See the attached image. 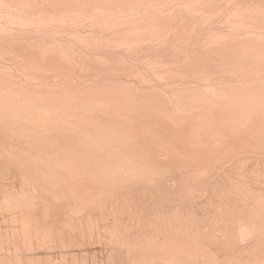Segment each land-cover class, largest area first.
<instances>
[{
  "label": "bare ground",
  "instance_id": "bare-ground-1",
  "mask_svg": "<svg viewBox=\"0 0 264 264\" xmlns=\"http://www.w3.org/2000/svg\"><path fill=\"white\" fill-rule=\"evenodd\" d=\"M16 1L15 3L21 4L20 7L16 4L18 8L27 4ZM84 1L82 5L80 4L81 7L78 5L80 8L85 5L82 10L75 5L77 8L74 10L77 12L79 10L78 24L85 25L84 22H87L90 25L88 22L90 20L106 18V23L105 20H101L102 26L105 28L111 25L114 31L120 29L127 18L146 19L132 25L134 29H144L149 23L148 20H152L154 27L146 31L128 30L127 35L123 32L124 36L120 37L117 35L118 32L112 31L113 37L109 38L105 33L108 34L112 29L109 30L110 27L107 26L109 32L104 30L105 36H102L100 31L101 36L96 34L99 38L91 39L90 37L93 35L95 37V34L90 35L88 32L89 35L81 36L80 29L76 27L78 25L76 20L64 17L62 12L35 17L36 15L31 14V10L25 5L21 9H12L8 6L7 11H4L2 6L6 3L0 2L3 4H0V57L1 53L8 51L3 47L13 48L14 54L20 59L8 63L23 72L27 70L26 79L34 81L38 79L36 77H40L39 80L45 84L52 80L63 83L64 76L58 74H73V77L82 80L89 77L99 79L102 77L101 74L103 76L106 72L111 74L113 66H119L117 68L124 72L128 67L130 69V64L135 66L132 65V70L128 72L132 71L134 78L140 79L138 82L145 87L157 81L163 84V80L167 78L177 79L178 84L179 79L185 81L182 83L186 85L195 80L206 83L214 74H217L216 77L224 74L225 80L229 79L232 82L225 80L222 82L220 79L222 83L217 86L214 83L209 84L208 80L207 88L198 86V90L189 89L186 98L182 93L183 96L179 93L170 94L176 87L171 84L173 88L167 91L169 87L166 85L171 81L167 79L166 94L164 90L161 91L164 92L163 99L161 95L163 93L159 94L162 98L157 95L152 97L153 93L149 96L144 94L145 91L139 93L133 84L129 87L128 84L123 86L120 82L121 86L117 85L119 82L116 84L111 81L103 86L89 87V90L82 92L66 84L55 92L53 91L55 89L50 90V87L44 86L42 88L45 90L34 85L31 86L32 89L25 85L23 74L24 84L16 81L17 78H12L13 76L9 77L11 66L9 71L5 68L7 71L3 72H7L8 76L3 72L0 74V128L3 127L12 139L27 143L29 155L25 152L26 155L20 156L24 164H29L34 169V175L23 178L25 185L21 191L13 190V187L7 184L0 185V216L10 214L13 216L11 219L13 225H20L17 230L4 231L0 228V264H57L51 256L44 257V260L37 256L31 257L34 252L40 250H36V243L41 248L45 245L48 250H53L57 240H63L65 231H69L70 228L76 231L77 227L80 236L85 237L88 233L94 236L93 231L99 229L101 221L100 218L93 217L95 213L105 220L110 217L113 220V225L107 226V223L104 229L109 235L110 242L116 243H113L115 251L111 249L114 253L108 257L110 263L249 264L251 261L252 264L260 262L263 264L264 193L254 192L245 180L238 179L239 182H234L229 177L219 180V174L216 176L218 180L213 177L216 175L217 166L223 165L224 162L240 154L259 153L264 150V66L259 67L264 65L260 64L261 60L264 61V38L261 35H252L251 39L248 38L251 40H248L249 42L238 39L240 41L232 44L231 41H223L226 35L217 36L216 31H212L214 34H211L210 30L214 37L205 40L203 45L199 44L202 45L199 49L192 47L190 41L189 43L187 40L174 38L176 35H188V26L197 31L202 30V35L203 29L208 30L214 23L232 26L235 24L238 28L244 22V12L248 15L257 13V2L254 4L253 0H181L186 1L181 5L180 0H135L133 3L139 5L134 8L131 7L133 0ZM127 2L132 4H126ZM155 2L163 5L160 9L147 12L145 7ZM48 3L59 10L66 7L64 2L57 0H48ZM170 3L175 5L167 6ZM247 6L249 7L244 8ZM99 9L110 11L106 13ZM137 10H141L138 11L141 15L139 19L138 15L136 17ZM85 11V15L80 16ZM260 11L264 12L261 9ZM129 15L132 19L128 18ZM249 19L251 18L248 17ZM248 20L247 25L251 22ZM101 21L98 20L96 23ZM74 24L79 30L73 29ZM69 26H73L71 30L74 31L69 30ZM87 27L88 30L91 28ZM253 27L256 28L255 24ZM19 28L18 32L14 30ZM2 29L5 34L11 33L15 38L21 35L26 37L38 30L42 32L40 38L35 41L26 38L30 42L26 46H21L17 40H13L11 44H8L9 41H6L7 44L3 43ZM94 29L97 31V27ZM257 29L260 32L259 28ZM262 30L261 32H264ZM188 36L187 39H190ZM49 37H53L54 40H50ZM59 37H63L64 40ZM201 39L203 40V37ZM177 45L184 50L177 51ZM103 51L106 52L98 54ZM105 54L108 56H104ZM198 57L203 58L200 64H197ZM24 61L28 65L24 64ZM109 64H112V67H108L112 69L111 72L106 68ZM121 74L119 73L120 76ZM240 78H244L242 79L244 84L240 82ZM95 81L97 83V80ZM113 85L116 86L112 87ZM196 115L201 119V124L195 121ZM11 138L9 140L13 141ZM9 140L6 143H9ZM3 153H0V181L4 183L10 180V172L17 166L7 160V153ZM236 163L234 164L236 167L232 166L231 172L238 168L243 169L246 162ZM258 173L254 174L257 179L260 177ZM210 180H213L214 184L207 183L210 186L206 187L204 183ZM199 187L213 193L215 199L219 201L214 212L203 215L202 218L184 216L178 211L180 207L177 208V204L171 205L172 201L168 197L171 190L175 189L174 191L178 192L176 196L184 192L188 197L195 192L197 194L200 191ZM155 194L159 196L155 198ZM142 195L148 197V201L144 200L146 203V206L143 205L144 208L152 210L153 216H149L148 221L143 214L146 211L144 208L141 212L132 214L134 209L131 208L135 198H138L139 202ZM146 196H143V199ZM178 199L180 200L179 197ZM43 200L46 201L42 203ZM223 202L225 203L222 206ZM48 203L58 207L57 210L61 211L56 212L63 218L74 215L77 219L66 218L68 220L63 222V227L60 226L55 233L57 227L54 229V225L52 228V224L47 223L51 213V205ZM214 205L210 204L212 207ZM62 209L70 211V214ZM37 211H40L41 216L36 215ZM18 212L21 214L17 215ZM128 213L130 221L124 223L123 217ZM136 226L139 230L135 228ZM144 227L154 234L153 237L141 236L139 231ZM69 235L67 233L66 238ZM205 242H210L207 244L220 249L219 252H225L226 257L220 259L217 256L219 254H215L217 251L213 253L211 249L213 246H207ZM56 246L61 251L67 247L62 242ZM12 248L15 254L12 253ZM71 255L73 264L80 260L86 263L89 259L94 264L100 263L95 256L90 257L88 254L83 255L82 259L77 255ZM244 256L249 259L242 261ZM59 259L61 264H69L67 260L69 253L61 255Z\"/></svg>",
  "mask_w": 264,
  "mask_h": 264
},
{
  "label": "rangeland",
  "instance_id": "rangeland-1",
  "mask_svg": "<svg viewBox=\"0 0 264 264\" xmlns=\"http://www.w3.org/2000/svg\"><path fill=\"white\" fill-rule=\"evenodd\" d=\"M11 1V2H10ZM12 1H14V2H12ZM17 1H21L22 2V4H24V3H27L25 6H27V7H29L28 8V10H31V14H34V15H36L35 17H38V16H46V15H54L56 12L58 13V12H62V14L64 15V17H66V18H69V19H73V20H76V25L78 24V22H77V20H79L78 18H79V10H82V9H84V7H85V5L83 6V8H80L81 6H80V4L82 5L83 4V1L84 0H82V2H81V0H79L78 2H79V4H77L78 2L75 0H57V1H60V2H64L63 4L66 6V7H64L65 9L64 10H59L57 7L55 8V7H53L52 5H50V3H48V0L46 1V0H26V1H28V2H23V1H25V0H17ZM16 1V2H17ZM46 1V2H45ZM49 1H51V0H49ZM75 2V4H74V2ZM86 1V0H85ZM84 1V2H85ZM88 1V0H87ZM139 1V0H138ZM168 1V0H167ZM198 1H200V0H198ZM264 0H253V3L254 4H256V2H257V4H256V9L258 10H256L257 11V13L255 12V10H254V14H256V15H248V14H245L246 12H244V11H242V12H244V18H243V20H244V22L242 23V26H239L238 28L237 27H235V24L232 22V24H234L233 26L232 25H230V24H225V26H224V24L223 23H214L212 26H210L209 28H208V30H207V28H205V29H203L204 31H203V35H202V30H199V31H197L195 28H193V27H191V26H188L189 28H187V30H188V35H190V36H188L187 34H183V35H176V37H174V38H180V39H183V40H187L188 42L190 41V42H192V44H190V45H192V47L193 46H195V47H197V49H199L202 45H203V43H204V41L205 40H208V39H212L211 37L213 36V35H211V34H214V32L216 31V32H219L218 34L215 32V35H217V36H223V37H225V35H226V37H225V39L228 37L229 38V40H228V38L225 40H223V41H231V43L233 42V43H237V41H240L241 39H244V40H249V41H251L250 39V37L253 35V36H255V35H261V36H263L262 38H264V32H261V30L262 31H264V25H262V24H264V17H262V16H264V12H261L260 11V9L262 10V11H264V2H263ZM0 2H4V6H2L3 4L2 3H0V4H2L1 6H2V9L4 10V11H7V9H8V6H9V8H12V9H17L18 7H17V5L16 4H18V6L20 5L21 6V4H19L18 2L17 3H15V0H0ZM20 2V3H21ZM132 3L133 2H135V0H133V1H131ZM130 2V3H131ZM185 2L186 1H184V2H182L181 0H180V3H181V5H183V4H185ZM8 3V4H7ZM13 3V4H12ZM74 5H73V4ZM129 2H127L126 4H130ZM131 3V4H132ZM156 3V4H155ZM155 3H152L153 4V6H152V4H150L148 7H145V9H146V11L147 12H152V11H155L156 9H160V6L161 5H163V4H161L160 2H155ZM157 3H158V5H157ZM160 3V4H159ZM260 3V4H259ZM15 4V5H14ZM175 5V3H170V4H167V6L168 5ZM263 4V5H262ZM23 5V6H24ZM73 5V6H72ZM75 5L78 7V5L80 6V7H78V12L76 11V10H74L75 8H77V7H75ZM136 5V6H135ZM139 5V3L138 4H135V3H133V6H131V7H137ZM157 5V6H156ZM258 5V6H257ZM6 6V7H5ZM13 6V7H12ZM19 6V7H20ZM22 6V7H23ZM159 6V7H158ZM176 6H178V3H177V5ZM260 6V7H259ZM262 6H263V8H262ZM4 7H5V9H4ZM21 7V8H22ZM27 7H25V8H27ZM249 6H247V7H244V8H248ZM21 8H18V9H21ZM24 8V7H23ZM154 8V10H152ZM244 8H243V10H244ZM99 10H101V12H108V11H110L109 9L107 10V9H99ZM22 11V10H21ZM67 11H72L73 13L72 14H69V13H67ZM138 11H140L141 12V10H137V12ZM171 11H172V9H171ZM245 11H246V9H245ZM140 12H138L137 14H136V17H137V15L139 16V17H137L138 19L141 17V15H140ZM252 12V11H251ZM261 14H260V13ZM30 13H28L27 12V15L30 17V18H32V15L30 14ZM85 13H86V11L83 13V14H81L80 16H83V15H85ZM110 13V12H109ZM247 13H249L248 11H247ZM38 14V15H37ZM260 14V15H259ZM258 15V16H257ZM249 18H251V19H249L248 20V17ZM251 16V17H250ZM256 16H257V18H259V19H261V20H259V19H257L256 18ZM261 16V17H260ZM33 18L34 20L36 19V18ZM107 17H109V16H107ZM127 17V16H126ZM125 17V18H126ZM130 17V19H132L131 18V16L129 15L128 16V18ZM245 17H246V19H245ZM255 19V21H253L254 19ZM263 19V20H262ZM101 21V20H105L104 22L106 23V18H101V20L100 19H96V21L95 20H93L94 21V23H96L97 21ZM127 20V21H126ZM126 20L124 21V22H126V23H124L123 22V24L124 25H122L121 26V28L119 29H117V30H114L113 31V29H114V27L113 28H111L112 26L111 25H107L108 27H110L109 28V30L110 29H112V30H110V32H109V30L107 29L108 27L106 26V24H105V28H104V26H102L103 24H102V22L103 21H101V22H98V23H96V24H92V20H90V21H88V22H90V25H89V23H87V22H84V24L85 25H83V23H82V25L80 24H78L80 27H78V25L76 26L75 24H74V27L73 26H69L68 28H69V30H71V27H73V29L74 30H79L80 31V35L82 36L83 35V37H84V35L85 36H87V35H89V33H90V35H93V34H95V37H94V35L93 36H91L90 38L92 39V38H99L98 36H96V34L97 35H99L100 34V31H101V35L103 36L104 35V30L106 31V30H108V34L107 33H105V35H107L106 37H113V35L111 36V34H113V33H119V34H121V35H119V34H117L119 37L120 36H124L125 34L127 35V33H128V30H136V31H146L147 29H152L153 27H154V24H153V22H152V20H148L149 21V23L147 24V26L144 28V29H142V30H137V29H134V28H132L131 26L132 25H134V24H136V23H139V22H141V21H146V19H142V20H128L127 18H126ZM246 20H248V21H251V22H249V24L248 25H250L251 27H249L248 25H247V21ZM256 20H258L257 22H256ZM245 21H246V23H245ZM259 21H263V23L262 22H260L261 23V25H259L260 23H259ZM252 22H254V24H255V26H256V28L255 27H253L254 26V24L252 23ZM87 23V24H86ZM258 23V24H257ZM222 26H221V25ZM257 24V25H256ZM92 25H96V26H92ZM101 25V26H100ZM218 25V26H217ZM220 25V26H219ZM245 25V26H244ZM77 28H79V29H76V27ZM81 26H83V27H81ZM87 26H92L90 29H91V32H90V29L88 30L87 28H89V27H87ZM99 26V27H98ZM231 26V27H230ZM244 26V27H243ZM260 26V27H259ZM95 27H97V31L94 29ZM104 29H103V28ZM122 27H123V30H121L122 29ZM212 27V28H211ZM214 27V28H213ZM221 27V28H220ZM225 27V29H223V28ZM227 27H229V28H227ZM247 27H249V28H247ZM253 27V28H252ZM102 28V30H100ZM130 28H132V29H130ZM211 28V29H210ZM234 28V29H233ZM244 28V29H243ZM247 30H246V29ZM250 28H251V30H250ZM257 28H259V31L260 32H258V29ZM261 28V29H260ZM219 29V30H218ZM248 29H249V31H248ZM14 30H17V32L20 30V28L19 29H14ZM74 30H71V31H74ZM88 30V31H87ZM126 30V31H125ZM193 30H195V31H193ZM210 30H211V34H210ZM238 32H237V31ZM242 30V31H241ZM71 31H68V32H71ZM78 31V32H79ZM87 31V32H86ZM94 31V32H93ZM112 31H113V33H112ZM121 33H120V32ZM193 31V32H192ZM212 31H214L213 33H212ZM222 31V32H221ZM244 31V32H243ZM246 31V32H245ZM251 31V32H250ZM255 31H256V33H255ZM14 32V31H13ZM32 32V31H31ZM41 30H38L36 33H31L30 35H27L26 37H23V35H21V36H17V38H15V36H13L11 33L8 35V34H5V31L2 29V33H3V37H2V39H3V43H5V44H7L6 43V41H9V43L8 44H11L12 42H13V40H17V42L21 45V46H26L27 45V43H29L30 41H27L26 40V38H29V39H31V40H33V41H35L36 39H38V38H40L41 37ZM89 32V33H88ZM97 32V33H96ZM123 32H124V35H122L123 34ZM237 32V33H236ZM258 32V33H257ZM199 33H201V34H199ZM235 33V34H234ZM240 33V34H239ZM247 33V34H246ZM251 33V34H250ZM87 34V35H86ZM211 36H210V35ZM224 34V35H223ZM242 34V35H241ZM101 35H99V36H101ZM104 35V36H105ZM192 35H195V36H192ZM198 35H199V37H198ZM227 35H229V36H227ZM234 35H236V36H234ZM187 36L188 37H190V39H187ZM206 36V37H205ZM244 36V37H243ZM194 37V38H193ZM195 37H196V40H195ZM203 37V40L201 39ZM214 37V36H213ZM59 38H61V39H63L64 40V38L63 37H59ZM207 38V39H206ZM231 38V39H230ZM248 38H250V39H248ZM49 39L50 40H54V38L53 37H49ZM200 39V40H199ZM232 39H234V41L232 40ZM236 39V40H235ZM238 39H240V40H238ZM192 40H194V42L192 41ZM248 41V42H249ZM189 42V43H190ZM198 42H200V43H198ZM230 43V42H229ZM230 43V44H231ZM232 43V44H233ZM199 44H202V45H200L199 46ZM177 47V51H179V50H184V49H182L180 46H176ZM142 48V47H141ZM3 49H6V50H8L7 52H3V53H1V57H0V74L3 72V71H9V70H11V68H12V73H10L11 71H9L8 73L11 75V76H9L10 78L12 77V78H17L16 79V81H18L19 80V82H21L22 84H24L25 83V80H26V83H25V85L26 86H29L28 88H32L33 89V87H31V86H35V87H39L40 88V86H41V88L40 89H44V88H47V87H50V90H53V89H55V90H53L54 92L55 91H58V89L61 87L62 88V86L64 85V84H66V85H69L70 87H76V91H78V89H79V92H82V91H84V90H89L90 88L89 87H95V86H103V85H105V84H109V83H111V82H113V83H118L117 85H123V86H127V84H128V86L130 87V85H132L133 84V86L138 90V92L139 93H143L144 91L146 92H144V94H146V95H151L152 93V97H154V96H160L159 98H162L163 97V99L165 98L164 97V92H165V90L167 89V91L168 90H171V88H173L172 86H174L175 85V87H176V89L174 90V91H171V93L170 94H174V93H179L180 95H184V97H188V95H189V93H187V90H193V89H195V90H198L199 89V87L198 86H200V87H205V88H207V85L209 86V84H211V85H213V83H214V85H220L222 82H224V80H225V78L226 77H224L223 75L224 74H222V76H219L218 75V77H216L217 76V74H214V79H213V77H211V79H208L209 80V84L207 83V81L208 80H206V83H204V81H201V80H199L200 82H198L197 80H195V81H193V82H188L187 83V85H186V83H182V82H185V81H183L182 79H179V84H178V81H176V80H172V79H170L169 80V78H167L168 79V81H170L166 86H168V87H166L165 86V84H166V80L167 79H165V81L163 80V84H161V82H159V81H157V82H159L160 83V85H162V86H160L159 85V83H157V82H154V83H152V84H150V85H148V86H141L140 84H142L141 82H138V81H140V79L138 80V78L137 77H135L134 78V74L133 73H131V72H128V71H130V69L132 70V68H133V66H135V65H133V64H130L129 66H130V69H129V67L127 68V70H125L124 72L123 71H121V68H117V67H119V66H117V67H112V64L110 65H107L106 66V68H108V67H112L113 68V70L111 69V68H108L107 69V71L108 72H111L110 70H112V72H111V74L110 73H104L105 75L103 76L102 74H101V78H99V79H94L95 77H92L93 78V80H92V78H86V79H76V77H73L74 75L73 74H58V75H60V76H64V82L62 83V82H57V81H55V80H52V82L50 81V83H48V84H45V82H43V81H41V80H39L40 79V77H36V78H38V79H36V80H34V81H30L29 79H26L27 78V75H28V71H27V75L25 74V72H23L22 70H20V69H18V68H16V66H14L13 64H11V63H8V62H12V61H14V60H16V59H20L19 58V56H17V55H15L14 54V51H13V48L12 49H9V48H6V47H3ZM106 51H103V53H98V54H100V55H102V54H104ZM172 53H176V52H172ZM84 55V53H82V56ZM170 55H173V54H171L170 53ZM104 56H108L107 54H105ZM168 57H172V56H168ZM108 58V57H107ZM141 58V57H140ZM198 58H199V60H198ZM198 58H196L195 59V61H197V64H200L201 62H202V60H203V58H200V57H198ZM132 60V59H131ZM201 60V61H200ZM25 61H27V60H25ZM24 61V64H26V65H28V63L27 62H25ZM136 61H137V59H136ZM199 62V63H198ZM7 63H8V65H7ZM110 63V62H109ZM127 63V62H126ZM262 63H264V61L263 60H261V63L260 64H262ZM6 64V65H5ZM127 64H129V63H127ZM5 65V66H4ZM133 65V66H132ZM10 66H11V68H10ZM264 65H259V67L260 68H262ZM3 67H4V69H3ZM15 67V68H14ZM132 67V68H131ZM5 68H8L7 70L5 69ZM96 68H97V66H96ZM16 69V70H15ZM100 69V68H99ZM118 69V70H117ZM15 70V71H14ZM114 70H115V72H114ZM123 70V69H122ZM215 71V70H214ZM213 71V72H214ZM251 71H255V70H253V69H251ZM256 71H257V69H256ZM15 72V73H14ZM19 72V73H18ZM212 72V73H213ZM3 73H6L5 75H7L8 76V74H7V72H3ZM2 73V74H3ZM17 74V75H14V74ZM119 73H122L121 74V76L119 75ZM212 73H211V75H212ZM217 73V72H216ZM22 74H23V77H25V80H24V78L22 77ZM106 74H107V76H106ZM126 74V75H125ZM132 75V76H131ZM210 75V76H211ZM112 76H114V77H112ZM20 77V78H19ZM103 77H105V78H103ZM114 78V79H113ZM15 79H13V80H15ZM77 81H76V80ZM88 79V80H87ZM216 79V80H215ZM221 79L222 80V82H221V80L219 81V80ZM243 80H244V78H242ZM242 79L240 78V82H244V81H242ZM24 80V81H23ZM37 80H39V81H37ZM82 80V81H81ZM87 80V81H86ZM95 80H97V83H96V81ZM106 81V82H104V81ZM107 80H108V82H107ZM181 80V81H180ZM210 80H211V82H210ZM227 80V81H226ZM225 80V82H232L231 80H229V79H226ZM229 80V81H228ZM8 81V80H7ZM28 81V82H27ZM72 81H74V82H72ZM100 81H102L103 82V84H102V82H100ZM111 81V82H110ZM167 81V82H168ZM215 81V82H214ZM40 82H42V84H40ZM70 82H72V83H70ZM85 82V83H84ZM88 82V83H87ZM95 82V83H94ZM120 82H122L121 84H120ZM176 82V83H175ZM180 82H181V84H180ZM31 83H32V85H31ZM34 83V84H33ZM93 84V85H90V84ZM99 83V84H98ZM175 83V84H174ZM199 83L201 84V85H199ZM217 83V84H216ZM245 83V82H244ZM243 83V84H244ZM28 84V85H27ZM97 84V85H96ZM145 84V83H144ZM171 84H172V86H171ZM176 84H178V85H176ZM238 84V83H237ZM249 84H250V82H249ZM84 85V86H83ZM88 85H90V86H88ZM121 85V86H122ZM140 85V86H139ZM143 85V84H142ZM146 85V84H145ZM188 85L190 86V87H188ZM193 85L195 86V87H193ZM196 85H197V87H196ZM245 85H247V84H245ZM42 86H44V88H42ZM46 86V87H45ZM83 86V90H81V87ZM116 85H113L112 87H115ZM183 86V87H182ZM192 86V87H191ZM156 87V88H155ZM166 87V88H165ZM179 87H181L180 89H179ZM187 87V88H186ZM149 88V89H148ZM152 88V89H151ZM163 88V89H162ZM165 88V89H164ZM178 88V89H177ZM184 88V89H183ZM193 88V89H192ZM209 88V87H208ZM143 90L142 92L140 91V90ZM155 89V90H154ZM158 89V90H157ZM184 90V92L186 93H184L182 90ZM45 90V89H44ZM43 90V91H44ZM60 90V89H59ZM152 90V91H151ZM157 90V91H156ZM162 90H164V92H161ZM178 90V91H177ZM186 90V91H185ZM150 91V92H149ZM182 91V92H181ZM45 92H47V90L45 91ZM158 92V93H157ZM157 93V94H156ZM161 93H163V94H161ZM167 93H169V92H167ZM182 93V94H181ZM159 94H161L162 95V97H161V95H159ZM165 94H166V92H165ZM188 94V95H187ZM143 95V94H142ZM182 95V96H183ZM156 96V97H157ZM198 116L196 115L195 116V118H196V122H199V124H201V119L198 117ZM194 118V119H195ZM2 130H3V132L5 131V133H3L2 132ZM2 134V135H1ZM7 134H9L3 127L2 128H0V148L3 150H1L0 151V153H7L8 155H6L7 157V160H9V162L11 161L12 163H14L17 167H15L14 169H12L11 170V174L9 175V177H10V180H8V182H4L3 183V181L1 182L0 181V185L1 184H4V185H8V186H11V187H13V190H18V191H21L23 188H24V185L25 184H23L25 181L23 180V178L24 177H28V176H32V175H34V169L32 168V167H30V165L29 164H24L23 163V161H22V158H21V156H23V155H29V153H30V150H29V148L27 147V143L25 142L24 143V141L22 140H20V142H19V140H15V139H12L11 137H9L10 136V134H9V136L7 135ZM4 135V136H3ZM5 137V138H4ZM6 137H7V139H6ZM5 140H3V139ZM12 139L13 141H10L9 139ZM8 140H9V143H6V142H8ZM4 141V142H3ZM18 141V142H17ZM26 141V140H25ZM13 142V143H12ZM23 142V143H22ZM2 143V144H1ZM6 145H5V144ZM15 145V146H14ZM21 146H23V148H21ZM4 147V148H3ZM25 148V149H24ZM22 152V153H21ZM25 152H26V154H25ZM250 152V151H249ZM261 152V151H260ZM246 153V154H240V155H238L237 157H234V158H232V159H230V160H228V161H226V162H224L223 163V165L221 166H217V170H216V175H215V177H213L214 179H216V180H218L217 178H216V176L218 177V178H220L219 180H221V179H223L224 177H229L230 178V180L232 179V181H234V182H239V180L240 181H243V180H245L246 181V183H248V185L249 186H251L252 187V189H253V191L254 192H257V193H264V187H263V185H264V150H263V152H261V153ZM3 153V154H4ZM22 154V155H21ZM21 155V156H20ZM9 157V158H8ZM259 157H261V158H259ZM242 159V160H241ZM261 160H263V161H261ZM241 161H244V162H246L245 163V166H244V170L243 169H237L238 170V172H236V171H233V172H231V168H233L237 163L236 162H241ZM254 162V163H253ZM259 163V164H258ZM235 164V165H234ZM252 164V165H251ZM234 165V166H233ZM226 166V167H225ZM233 166V167H232ZM236 167V166H235ZM260 168V169H259ZM15 170V171H14ZM241 170V171H240ZM13 171L15 172V173H13ZM22 171V172H21ZM217 171H220V172H217ZM222 171V172H221ZM241 173H240V172ZM257 172H259L258 174H260V177H261V179H260V177L257 179V177H255L254 176V174H257ZM220 173H221V175H220ZM13 174V175H12ZM18 174V175H17ZM20 174H22V176L20 175ZM222 174H223V177H222ZM226 174V175H225ZM15 175V176H14ZM247 175V176H246ZM12 176V177H11ZM17 176V177H16ZM15 177V178H14ZM20 177V178H19ZM256 179H255V178ZM13 178H14V180H13ZM22 178V179H21ZM243 178V179H242ZM253 178V179H252ZM21 179V180H20ZM213 179V180H214ZM239 179V180H238ZM259 179H260V181H259ZM213 180H210L209 182H206V183H204L205 184V186L207 185H209L210 183H212L213 182ZM215 180V181H216ZM22 181V182H21ZM263 181V182H262ZM259 182V183H258ZM207 183H209V184H207ZM263 183V184H262ZM213 184H214V182H213ZM253 184H255V185H253ZM13 185V186H12ZM206 186V187H207ZM210 186V185H209ZM33 187V186H32ZM21 189V190H20ZM202 189V190H201ZM205 189V188H204ZM175 190V189H174ZM173 190V191H174ZM200 190V191H199ZM172 190H171V192H170V194H169V198H170V201H172V203H171V205H174V204H177V208H179L180 207V209H178V211L182 214V215H184V216H197V218H202L203 217V215L205 216V215H208L210 212L212 213V212H214L216 209H217V207L216 206H218V200H216L215 199V196L213 195V193H210V192H207L206 190H203V188L202 187H199V189H198V193L196 194V192L194 193V195H191V196H188V197H186V194L184 193V192H180L177 196H176V194L178 193L177 191H174L173 192ZM203 192H205L204 194H203ZM171 193H172V195H171ZM208 193V194H207ZM157 195L158 194H155L154 195V197L155 198H157ZM143 196L145 197L146 195H142V199H141V196L139 197V199H140V201L138 202V198H135V203H134V205L132 206V214L134 215V213H137V212H141V210H143L142 208H144L146 205V203H144L145 201H148V197L146 196V198H144L143 199ZM159 196V195H158ZM183 196V197H182ZM209 198H208V197ZM178 197L180 198V200L178 199ZM205 197V198H204ZM197 198V199H196ZM151 199V198H150ZM174 199V200H173ZM137 200V201H136ZM145 200V201H144ZM210 200V201H209ZM46 200H43L42 201V203L43 202H45ZM189 201V202H188ZM212 201V202H211ZM181 202V203H180ZM208 202H211V203H208ZM212 203L213 204H215L213 207L212 206H210V204L212 205ZM224 203L225 202H223L222 203V206L224 205ZM217 204V205H216ZM48 205L50 206V211H51V213H50V217H49V219L47 220V223L49 224V225H51L52 226V228H53V225H54V229H55V233H57V229L60 227V226H62L63 227V222L65 221V220H68L69 218H71L72 217V219L73 220H76L77 218H76V216H74V215H71V217L69 216V217H66L65 216V218H63L60 214H58V212H56V211H59V210H57V208H56V206H53L51 203H48ZM143 205H145V206H143ZM190 205V206H189ZM222 206H221V208H222ZM110 207V206H109ZM137 207V208H136ZM206 207V208H205ZM216 207V208H215ZM197 208V209H196ZM215 208V209H214ZM221 208H218V209H221ZM144 209H146V211H145V213H143L144 214V216L146 217L145 219L147 220V219H149V216H153V215H151L152 214V210L150 209V208H144ZM184 209V210H183ZM206 209V210H205ZM62 210H64V209H62ZM140 210V211H139ZM150 210V211H149ZM183 210V211H182ZM53 211H55V213L53 212ZM61 211V210H60ZM65 211V210H64ZM147 211H149V212H147ZM182 211V212H181ZM68 213V214H70V211L68 212V210H66L65 211V213ZM147 212V213H146ZM19 213V212H18ZM17 213V215H20L21 213H19L18 214ZM37 214L36 215H40L41 216V213H40V211L38 212H36ZM40 213V214H39ZM54 213V214H53ZM192 213V214H191ZM52 214V215H51ZM57 214V215H56ZM146 214V215H145ZM84 215V214H83ZM86 216H87V213L85 214ZM97 215V216H96ZM127 215V216H126ZM125 215V217H123V222L124 223H128L129 221H130V213H128V214H126ZM10 216V217H9ZM53 216V217H52ZM58 216V217H57ZM101 215H98V213L96 214H93V217H98V218H100L99 219V223H100V227H99V229H97L96 231H93V235L95 236H90V234L88 233L87 234V236H88V239H87V236L85 235V237H83V236H80L79 235V228L77 227L76 229L78 230H76L75 231V229L73 230L72 228H70V230L71 231H73V232H69L68 230V232L67 231H65L66 233H65V235H63L62 236V238H63V240H57V243H55V245H54V248H53V250H48L47 248V246H45V245H43L42 246V248L41 247H39V246H37V243H36V250L37 249H40V250H38V251H36V252H34L32 255H31V257H41V258H43L42 260H44V257H48V256H51V258H53V261L54 262H57V264H61V259H59L60 257H61V255H66V253L68 254L69 253V259H67L68 260V263L69 264H73V261H71L72 260V258H71V254H73V255H77L78 257H79V259H82V256L83 255H86V254H88L90 257H92V256H95L96 257V259L98 260V261H100V263L99 264H118V263H120V262H118V263H110V261L108 262V257L110 256V255H112L113 253H114V251H115V249H114V247H115V245L114 244H116L115 242H110V238H109V235H107L106 234V232H105V228L107 227V226H112L113 225V220H111V217L110 218H106V220H107V222H106V220H105V218L103 219V217L101 216ZM3 216H0V228H2L4 231H6L7 229L9 230H11V229H19L20 228V225H18V224H14L13 225V223L11 222V219H12V217L13 216H11L10 214H6V215H4V217L2 218ZM7 217V218H6ZM5 218V219H4ZM38 218H40V217H38ZM61 218H62V220H61ZM66 218H68V219H66ZM76 218V219H75ZM102 218V219H101ZM55 219V220H54ZM3 220L5 221V222H3ZM7 220V221H6ZM125 220V221H124ZM43 221V220H42ZM42 221H41V223L40 224H42ZM52 221H54V222H52ZM61 221V222H60ZM109 221V222H108ZM148 221V220H147ZM4 224H3V223ZM6 223V224H5ZM10 223V224H9ZM108 223V224H107ZM112 223V224H111ZM132 223V222H131ZM1 224H2V226H1ZM8 224V225H7ZM106 224H107V226H106ZM110 224V225H109ZM74 228V227H73ZM135 228H137V226L135 227ZM53 229V230H54ZM101 229V230H100ZM102 229H103V231H102ZM138 229V228H137ZM139 230V229H138ZM147 229H145V227L143 228V229H140V231H139V233H141V236L143 235V238H149L150 237V235H151V237H153V233L152 232H150V231H148ZM74 232H78V234H76V233H74ZM99 232V233H98ZM103 232H104V234H103ZM67 233H68V235L69 236H67V238H66V235H67ZM151 233V234H150ZM71 234H72V237H71ZM77 236H76V235ZM102 234V235H101ZM106 234V235H105ZM56 235V234H55ZM103 235H104V237H103ZM148 235V236H147ZM146 236V237H145ZM55 237H58V236H55ZM70 237V239L68 240V238ZM83 239V240H80L81 238ZM59 238V237H58ZM61 238V239H62ZM65 238V239H64ZM78 240H77V239ZM90 238V239H89ZM95 238V239H94ZM57 239V238H56ZM86 239V240H85ZM94 239V240H93ZM65 240V241H64ZM72 240H75L76 241V243H75V241L73 242ZM143 240V239H142ZM73 243H72V242ZM78 241V242H77ZM85 241V242H84ZM100 241V242H99ZM59 242H62V243H64L67 247H66V249L64 250V251H61V250H59L60 248L58 247V246H56ZM67 242V243H66ZM70 242L73 244L72 246H71V244H70ZM80 242H84V243H80ZM112 243V244H111ZM114 243V244H113ZM207 243H210V242H207ZM206 242H205V244L207 245V246H210V247H212L213 245H209V244H207ZM81 244V245H80ZM70 245V246H69ZM74 245H76V246H74ZM114 245V246H113ZM56 246V247H55ZM83 246V247H82ZM58 247V248H57ZM70 247V248H69ZM82 249H81V248ZM111 247V248H110ZM56 248V249H55ZM73 248V249H72ZM68 249V250H67ZM111 249H113V250H111ZM212 249V251H213V253H215V251H217L215 254L217 255V253L220 255H217L220 259H223V258H225L226 257V254H225V252H219V250L220 249H218V248H216V249H218V250H216L215 249V246H213V248H211ZM11 251H12V253L13 254H15L16 252L14 251V248H12L11 249ZM47 253H45V252ZM48 251V252H47ZM110 251H113V252H110ZM15 252V253H14ZM41 252V253H40ZM44 252V253H43ZM49 253V254H48ZM62 253V254H61ZM71 255V256H70ZM60 256V257H59ZM201 259H202V257H201ZM247 259H249L247 256H244L243 258H242V261H244V260H247ZM81 261V260H80ZM80 261H78L76 264H94L93 262H91L92 260L91 259H89L86 263L85 262H80ZM59 262V263H58ZM55 264V263H54ZM123 264V263H122ZM125 264V263H124ZM129 264V263H128ZM248 264V263H247ZM249 264H252V262L250 261L249 262ZM254 264V263H253ZM260 264H261V262H260ZM264 264V263H263Z\"/></svg>",
  "mask_w": 264,
  "mask_h": 264
}]
</instances>
